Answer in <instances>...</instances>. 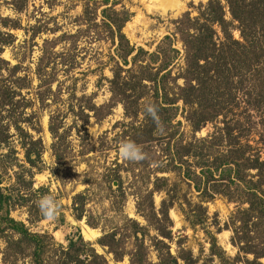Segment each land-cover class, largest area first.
Instances as JSON below:
<instances>
[{"label":"trees","instance_id":"obj_1","mask_svg":"<svg viewBox=\"0 0 264 264\" xmlns=\"http://www.w3.org/2000/svg\"><path fill=\"white\" fill-rule=\"evenodd\" d=\"M27 1L11 0L10 3L19 11ZM103 1L116 4L118 0ZM195 9V15L185 11L172 20V31L164 35L153 51L129 43L122 28L131 12L124 7L103 8L100 24L95 21L96 17H89L86 8L82 20L88 27L101 26L100 33L104 31L112 42H117L115 54L123 65L116 64L112 77L107 78L111 99L122 104L127 116L143 114V119L132 126L130 132L120 133L122 139L130 138L144 145L148 154L141 162H155L156 171L161 173L178 171L199 192L198 203L186 200L187 206L179 204V208L191 226L204 227L209 235L211 256L200 262V256L193 257L191 250L178 242L179 248L173 254L169 245L158 238L171 240L170 230L166 231L162 225L171 223L168 210L178 199L163 175L155 176L153 181V190L166 193L159 208L162 217L157 216L152 198L147 206L141 203L137 208L138 212L148 209L147 219L154 217L158 234L153 237L152 246L158 253L157 261L151 262L148 257L149 246L143 240L146 227L133 218L127 219L128 235L134 238L130 250L125 251L123 240L117 237L115 230L102 234L97 242L107 246L116 260L128 254L130 264H215L213 257L218 259V264H264L261 261L264 258V0H207ZM8 20L2 18L4 26ZM75 36L63 33L49 42L54 44ZM176 38L181 41L182 51L173 45ZM10 43L12 41L6 42ZM72 48L56 52L43 48L36 67L39 80L36 94L42 104L46 105L45 100L63 88L60 81L57 88L52 89L56 74L47 70L49 64L50 68L59 64L68 72L77 63L75 47ZM9 65L8 60L0 57V145L7 144L14 133L18 134L27 159L33 161L32 154L35 157L39 154L26 148L30 134L22 125L28 120L24 111L28 101L23 96L18 97V88L27 86L24 84L27 78L15 76L18 64L11 66L10 73L3 76L2 68ZM42 86L44 89L40 91ZM141 99L158 105L162 132L157 131L152 118L143 112ZM88 109L94 113L98 110L94 104ZM179 114L190 127V137L180 130ZM56 117L50 115L48 127L57 138L53 148L60 158L63 137L58 130L63 122ZM208 123L213 124V130L197 136L196 132ZM11 127L14 133L9 131ZM4 171L6 168L0 162V184ZM15 175L22 182L21 186L0 185V239L5 243L3 248L0 246V264H109L80 234L62 244L53 241L48 232L31 231L23 220L11 216V210L23 207L31 214L29 196L25 192L31 179L26 180L21 172L16 171ZM44 192L45 188L40 186L35 196L40 197ZM217 196L233 204L223 223V228L230 230L231 244L237 249L233 257L225 255L216 236L206 228L208 216L203 202ZM35 217L28 219L34 222L44 218L42 214Z\"/></svg>","mask_w":264,"mask_h":264},{"label":"rangeland","instance_id":"obj_2","mask_svg":"<svg viewBox=\"0 0 264 264\" xmlns=\"http://www.w3.org/2000/svg\"><path fill=\"white\" fill-rule=\"evenodd\" d=\"M176 1L181 4L177 10L173 5H165L162 0H118L116 4L103 0H28L18 11L10 3L11 0H0V57L10 63L1 72L3 76L8 75L10 67L18 64L15 76L27 78L24 83L27 86L18 88V97L23 96L28 101L24 110L28 120L22 125L30 134L26 148L28 151L36 150L39 154L35 157L33 153L34 160L29 161L25 148L20 146V137L11 127L9 131L14 135L7 144L0 145V162L6 168L0 185L21 186L16 171L21 172L26 180L31 179L25 191L29 196L31 214L25 207L11 210V216L23 220L31 231L48 232L53 241L66 244L68 238H76L78 234L88 240L83 232L90 228L96 232V236L88 241L106 257L109 264H130L128 254L116 260L113 253L108 252L107 246L98 244L97 239L115 230L117 237L123 240L125 251L130 250L134 238L128 235L127 219L133 218L146 227L143 240L149 246V260L156 262L158 253L152 246L153 237L158 234L154 229V217L147 219L148 209L138 212L137 208L141 203L147 206L148 200L152 198L157 216L162 217L159 208L166 193L164 190H153V181L155 176L163 175L168 178V186L178 199L168 210L171 223L165 226L160 221L166 231L170 230L171 240L162 236L158 238L169 245L173 254L179 248L178 242L181 247L190 249L193 257L200 256V262L211 256L209 235L204 227L191 226L179 208V204L187 206L186 200L192 204L199 202V192L193 185L176 170L164 173L156 171L155 162L145 164L119 158L118 145L124 140L120 133L123 130L130 132L132 126H137L143 119V114L127 116L122 104L111 99L107 78L112 77V68L116 64L123 65L115 54L117 42H112L104 31L100 33L101 26L88 27L82 20L86 8L89 17H96L95 21L100 24L103 8L118 10L124 7L131 12L122 28L129 43L136 48L153 51L164 35L172 31V20L182 16L185 11L195 15V7L207 0ZM2 18L10 19L6 26ZM63 33L76 36L57 40L54 44L49 42ZM234 33L237 36V32ZM8 41L12 43L6 44ZM173 45L182 51L178 38ZM72 47H75L77 63L68 72H64V67L59 64L54 68H50L52 65L49 64L47 70L56 74L52 89L55 90L60 81H63L60 82L63 88L60 93L47 98L46 105L42 104L36 94L39 85L36 67L43 48L56 52ZM43 89L44 86L40 87V91ZM71 89L72 92H69ZM140 102L147 101L141 99ZM90 104L98 108L96 113L88 109ZM86 113L88 116H85ZM50 115H56L57 120L63 122V127L58 130L63 137L59 147V152L63 153L60 158L55 155L53 148L57 138L52 136L48 127ZM177 119L182 121L180 130L186 137H190V127L183 116L179 114ZM212 130L213 124L208 123L196 135L203 136ZM12 148L15 151L11 152ZM153 150L156 148L153 147ZM144 152L148 154L146 150ZM40 186L45 188V192L36 197L35 190ZM46 194H52L63 201L59 215L53 220L40 218L34 222L29 221L28 218H36L41 214L37 201ZM203 206L207 208V230L216 236L226 256H235L237 249L230 242V230L223 228L233 204L217 196L203 202ZM4 245L0 239L1 248ZM213 263H219L216 257H213Z\"/></svg>","mask_w":264,"mask_h":264},{"label":"clouds","instance_id":"obj_3","mask_svg":"<svg viewBox=\"0 0 264 264\" xmlns=\"http://www.w3.org/2000/svg\"><path fill=\"white\" fill-rule=\"evenodd\" d=\"M144 103L143 112L152 118L156 124L157 131H163V123L159 113V107L156 103L147 101ZM118 155L123 161L141 162L147 158V153L144 152L143 146L137 144L132 139H124L119 142ZM63 201L58 200L52 194H46L37 201V206L40 209L42 216L46 220L55 219L61 210Z\"/></svg>","mask_w":264,"mask_h":264},{"label":"bare ground","instance_id":"obj_4","mask_svg":"<svg viewBox=\"0 0 264 264\" xmlns=\"http://www.w3.org/2000/svg\"><path fill=\"white\" fill-rule=\"evenodd\" d=\"M165 5H173L177 10L180 8L181 4H179L176 0H162ZM83 235L86 239H93L96 236V232L90 228L84 229ZM264 262V260H263Z\"/></svg>","mask_w":264,"mask_h":264},{"label":"water","instance_id":"obj_5","mask_svg":"<svg viewBox=\"0 0 264 264\" xmlns=\"http://www.w3.org/2000/svg\"><path fill=\"white\" fill-rule=\"evenodd\" d=\"M32 156H33V154H32ZM114 184H116V181L114 182Z\"/></svg>","mask_w":264,"mask_h":264},{"label":"crops","instance_id":"obj_6","mask_svg":"<svg viewBox=\"0 0 264 264\" xmlns=\"http://www.w3.org/2000/svg\"><path fill=\"white\" fill-rule=\"evenodd\" d=\"M264 259V258H263ZM261 261H262V259H261ZM263 262V261H262Z\"/></svg>","mask_w":264,"mask_h":264}]
</instances>
